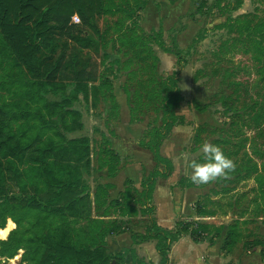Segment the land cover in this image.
<instances>
[{
	"label": "rangeland",
	"instance_id": "rangeland-1",
	"mask_svg": "<svg viewBox=\"0 0 264 264\" xmlns=\"http://www.w3.org/2000/svg\"><path fill=\"white\" fill-rule=\"evenodd\" d=\"M113 1L128 12L146 5L133 17L121 11L97 18L102 46L81 55L90 63L88 72L99 79L91 86H105L99 101L91 97L76 105L85 129L72 135L90 140L92 166L84 176L92 193L109 175L108 157L114 169L120 166L114 147L130 154V160L140 154L136 158L143 179L150 181L156 170L163 172L146 145L157 140L153 132L163 130L170 117L164 107L169 78L177 80L170 85L178 86L186 101L176 110L179 121L172 134L162 138L161 154L173 164V171L156 175L151 203L140 186L129 194L133 206L116 199L93 210V218L103 220L112 232L105 235L106 246L111 238L123 235L132 236L135 243L149 241L141 232L158 225L152 218L157 206L149 203H155L152 195L159 187L160 198H168L171 191L178 204L174 227L162 229L179 233L178 240L218 245L222 264H245L253 255L262 260L257 264L264 263V36L258 46L244 31L248 23L254 27L264 22V0ZM87 31L94 36L93 30ZM201 33L203 42L189 49ZM71 46L75 47L72 41ZM174 52H181L179 62ZM205 142L219 145L235 167L226 177L196 185L189 163L202 162ZM186 198L191 202L183 213L180 205ZM12 227L4 231L6 235ZM232 228L238 233L235 245L229 246ZM108 252L113 258L120 254ZM22 254L8 264H20Z\"/></svg>",
	"mask_w": 264,
	"mask_h": 264
},
{
	"label": "trees",
	"instance_id": "trees-1",
	"mask_svg": "<svg viewBox=\"0 0 264 264\" xmlns=\"http://www.w3.org/2000/svg\"><path fill=\"white\" fill-rule=\"evenodd\" d=\"M179 1L172 0V4ZM145 5L141 3L128 12L113 0L109 4L107 0H0L2 237L13 224L7 240L0 242V264H8L21 251L20 264H146L137 259L134 250H129L128 256H110L105 235L112 232L104 227L103 220L93 218L94 199L97 201L106 189L99 187L93 197L84 176L92 166L90 140L72 136L85 129L83 113L76 105L82 99L89 102L91 97L99 101L105 93V86H91L99 79L88 72L90 63L81 60L85 50L102 46L104 36L97 18L121 11L133 17ZM75 15L81 25L73 24ZM244 31L261 45L264 22L254 27L248 23ZM203 40L201 33L189 49ZM164 51L171 53L165 47ZM173 54L179 62L181 52ZM175 81L171 77L166 83L169 95L164 107L170 117L164 121L163 130L153 132L157 140L146 145L157 166L163 168V172L156 170L154 178L143 182L148 200L156 175L173 171V164L161 154V141L165 133L172 134L179 121L176 110L186 101L178 86L171 87ZM114 158L120 160L115 154ZM111 160L108 157L106 165L114 172ZM80 223L84 224L77 228ZM237 233V228L229 232V246L235 245ZM146 234L143 240L157 242L160 264H169L179 233L153 223Z\"/></svg>",
	"mask_w": 264,
	"mask_h": 264
},
{
	"label": "crops",
	"instance_id": "crops-1",
	"mask_svg": "<svg viewBox=\"0 0 264 264\" xmlns=\"http://www.w3.org/2000/svg\"><path fill=\"white\" fill-rule=\"evenodd\" d=\"M150 29H152L153 31L154 27H151ZM112 151L114 152L115 155H118L120 157L121 163L120 166L117 168V170L116 169L113 170L114 172H110V169L108 167L109 175L107 179L104 180L102 184L96 187L95 193H92L93 197H95L99 187H103L104 189H106V192L103 195L99 196L97 201L94 199V207H93L94 211L96 210L95 207L97 206H99V208L101 209L106 208L105 206L107 205V203H113L112 201L116 199H119V201L122 202L124 205L133 206V203L131 204L129 202L128 199L130 198L129 194L130 193L135 194V190L139 191L140 186L144 191L142 193L145 194L146 192V189L143 186V182L146 180L143 179V176L140 171V166L137 163L139 162V160L136 158L138 157V155L140 156V154H136L137 156L134 155L133 160H130L129 159L130 154L125 153L126 151L121 152L119 149H117V147H114V150ZM119 168H120V172H118ZM181 182L182 181L180 180L178 184H181ZM162 191L163 189L157 187V190H154V193L152 195V199L155 203H152L151 205L150 204L151 202L149 200L150 207H153L155 205L157 206L156 216L153 215L152 218L156 219V222L160 227L171 229L172 227H174L173 225L174 221H176L175 218L177 216L178 204L176 201L175 194L171 193V191L169 194L170 196L168 198H166L165 196L164 197L161 196L162 198H160ZM185 202L186 199L180 205L181 210H183V213L186 209ZM128 218L130 217L128 216ZM146 218L149 217L146 216ZM2 231L3 230L0 231V242L7 240L9 235L8 233L6 237H2L1 236ZM146 232L143 231L141 232V234L145 236ZM136 242L137 243L134 242L132 236L123 235L118 238L115 237L108 240L107 249L110 250L112 254L115 253V251L116 252L118 251L117 253L124 254L125 252L127 253L129 250H134L136 254L139 255L138 259L143 260V262H145L146 264H150V263L160 264L161 257L156 250V245H157L156 241L150 240L141 243L140 240H136ZM220 249L221 248L218 245L212 246L206 243H195L191 240L189 241L178 240L172 245L169 254V260H170L169 264H222V260L220 259L219 256ZM253 259L255 263L262 262L259 255H253L252 257L247 259L244 263L253 264L252 262ZM259 264H264V263H259Z\"/></svg>",
	"mask_w": 264,
	"mask_h": 264
},
{
	"label": "clouds",
	"instance_id": "clouds-1",
	"mask_svg": "<svg viewBox=\"0 0 264 264\" xmlns=\"http://www.w3.org/2000/svg\"><path fill=\"white\" fill-rule=\"evenodd\" d=\"M202 162L190 161L191 182L196 185H206L216 181L235 167L234 162L216 144L205 142L201 145Z\"/></svg>",
	"mask_w": 264,
	"mask_h": 264
},
{
	"label": "built area",
	"instance_id": "built-area-1",
	"mask_svg": "<svg viewBox=\"0 0 264 264\" xmlns=\"http://www.w3.org/2000/svg\"><path fill=\"white\" fill-rule=\"evenodd\" d=\"M81 23V20L76 16L73 18V24L78 25Z\"/></svg>",
	"mask_w": 264,
	"mask_h": 264
},
{
	"label": "water",
	"instance_id": "water-1",
	"mask_svg": "<svg viewBox=\"0 0 264 264\" xmlns=\"http://www.w3.org/2000/svg\"><path fill=\"white\" fill-rule=\"evenodd\" d=\"M191 200H188V198H186V202H185V208H188L189 204H190Z\"/></svg>",
	"mask_w": 264,
	"mask_h": 264
},
{
	"label": "bare ground",
	"instance_id": "bare-ground-1",
	"mask_svg": "<svg viewBox=\"0 0 264 264\" xmlns=\"http://www.w3.org/2000/svg\"><path fill=\"white\" fill-rule=\"evenodd\" d=\"M17 260H18V258H17ZM14 264H15V262H14Z\"/></svg>",
	"mask_w": 264,
	"mask_h": 264
}]
</instances>
